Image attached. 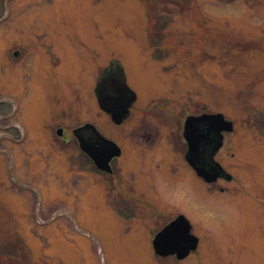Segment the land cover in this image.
Instances as JSON below:
<instances>
[{"label":"rangeland","instance_id":"1","mask_svg":"<svg viewBox=\"0 0 264 264\" xmlns=\"http://www.w3.org/2000/svg\"><path fill=\"white\" fill-rule=\"evenodd\" d=\"M182 1L148 0V11L142 0L9 3L12 11L0 21V264H99L100 252L134 241L112 203L137 198L185 214L205 249L254 251L264 259V0H185L186 8ZM55 8L56 27L74 31L61 34L96 72L122 58L142 94L124 125H109L126 149L123 159L132 160L130 167L116 162L111 175L87 171L72 161V148H55L40 134L5 138H19L18 124L38 129L46 95L35 96L25 120L7 118L4 35L11 26L37 24L42 12L51 17ZM55 98L50 115L77 113L79 103L67 108L63 94ZM202 111L233 123L220 156L234 178L229 183L203 186L175 158L171 139L181 138L186 115ZM135 156L149 159L140 171Z\"/></svg>","mask_w":264,"mask_h":264},{"label":"flooded vegetation","instance_id":"2","mask_svg":"<svg viewBox=\"0 0 264 264\" xmlns=\"http://www.w3.org/2000/svg\"><path fill=\"white\" fill-rule=\"evenodd\" d=\"M11 1H4L5 13L0 17V21L4 16L6 17L11 13L12 9L9 7ZM43 14V12L39 14L37 24L14 25L9 27L6 35H4L7 44H9L8 52L6 53L8 60L4 68L7 88V97L4 102L5 106L10 108L7 118L13 115L15 119L25 120L26 112L28 110L33 111L35 96L44 94V91L46 95L45 100L41 104L43 109H41L42 117L37 126L38 129L29 131V123L27 126L25 124L23 126L15 122L19 125L16 124L21 132L19 138H15L8 133L5 134V138L12 141H24L29 135L40 134L41 137L38 139H41V141L49 140L55 145V148L56 143L66 149L72 148L71 150L74 151L70 155L72 161L77 160L87 171L91 172L94 170L96 174L101 176L111 175L116 162H120L126 156V149L114 140L115 137L111 135L113 131L109 130V125L113 128H120L124 125L132 116L137 105L139 106L141 103L142 94L137 86L129 80V71L122 58L120 60L114 57L110 58L96 72L92 65L82 58L84 57L82 56L83 54L79 53V48L70 39V35L66 34L64 36L61 34L74 31H62L59 27H56V8L51 17ZM46 21H51L52 24H48ZM67 53L73 56L74 60L71 63L66 61L65 55ZM118 67H121L124 72L128 89L124 93L125 97L123 100L129 102V105L127 113L116 123L111 119L108 112L99 107L95 86L101 76L105 75V73L115 74L118 71ZM45 81H47L46 86ZM58 94H63V102L67 108L75 101V103H79L77 113L68 110L62 113L61 116L57 111L50 115L54 111L55 97ZM93 107L97 110L99 123L93 120ZM213 113L202 111L198 114L186 115L181 125V138L174 136L171 139L176 154L175 158L181 164L180 171L186 174L191 173L195 180L203 186L205 184L229 183L234 179L220 160L221 152L226 146V138L232 133L233 128L231 132L222 133V144L213 155V160L221 166L225 173L220 174L214 182L206 183L201 177L197 176L186 160L188 144L183 137V126L186 117ZM9 128L10 125L8 126ZM99 137L113 142L118 148L119 154L110 157L107 161V165L110 168L109 172L98 169L90 155L81 149L82 144L88 151L101 150L104 151V154H107V152L109 154V145H105L102 142L100 144L101 140ZM171 140L169 143H171ZM200 150L204 158H208L212 150V143L203 145ZM134 160L135 166L133 168L136 171L141 170L142 164L145 163L146 165V162H149L147 157L141 158L140 156H135ZM123 162L130 167L128 162H132V160L123 159ZM149 171L151 170L149 169ZM131 172H133L132 174L135 177L134 173L137 172L133 170ZM219 187L222 190V186ZM112 204L118 209L115 218L123 225L124 234L132 235L133 237L131 238L134 241L128 248L123 250L111 251L105 255H101L100 252L99 264H257V262L258 264H264L259 263V260L264 262L263 258L252 257L258 256L255 253H251L254 251L203 248L202 240L194 231L192 221L182 212L171 214L170 212L162 211L167 208L162 205L165 204L164 202L145 201L137 198V200L134 199L132 201H116ZM178 218L181 219L180 221L183 224H176L170 233H165L157 238L166 226ZM130 224L133 227L129 228L127 226ZM185 225L189 227L188 232H184Z\"/></svg>","mask_w":264,"mask_h":264},{"label":"water","instance_id":"3","mask_svg":"<svg viewBox=\"0 0 264 264\" xmlns=\"http://www.w3.org/2000/svg\"><path fill=\"white\" fill-rule=\"evenodd\" d=\"M124 72L121 67L115 74H108L101 76L95 86V94L99 107L108 112L111 119L118 123L122 117L127 113L129 102L123 100L124 93L127 92ZM233 128L232 122L226 120L221 113L190 115L186 117L183 126V137L188 144V154L186 160L189 166L194 170L197 176L201 177L206 183H212L221 174H225L221 166L213 160L215 151L222 144V133L231 132ZM100 138V144H108L107 154L104 151H88L85 146L81 144V149L86 151L92 158L96 167L100 170L110 171L107 161L110 157L118 155V148L113 142ZM102 142V143H101ZM212 143V150L208 158H204L200 150L203 145ZM178 218L166 226L157 238L170 233L174 226L181 223ZM183 224V223H181ZM189 227L184 226V232H188Z\"/></svg>","mask_w":264,"mask_h":264},{"label":"trees","instance_id":"4","mask_svg":"<svg viewBox=\"0 0 264 264\" xmlns=\"http://www.w3.org/2000/svg\"><path fill=\"white\" fill-rule=\"evenodd\" d=\"M177 4H178V0H174ZM142 2H143V4H144V6H145V8L147 9V11L149 10V8H150V5H149V3H148V0H142ZM182 5H183V7H187V5H188V3L186 4V1L184 0V1H182ZM159 25H161V24H159ZM163 25V24H162Z\"/></svg>","mask_w":264,"mask_h":264}]
</instances>
